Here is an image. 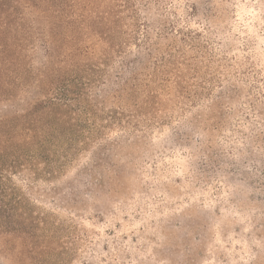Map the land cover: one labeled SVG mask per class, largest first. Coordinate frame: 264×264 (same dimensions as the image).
I'll use <instances>...</instances> for the list:
<instances>
[{
    "label": "trees",
    "instance_id": "16d2710c",
    "mask_svg": "<svg viewBox=\"0 0 264 264\" xmlns=\"http://www.w3.org/2000/svg\"><path fill=\"white\" fill-rule=\"evenodd\" d=\"M176 12L166 0H0V243L11 264H61L52 243L62 232L43 209L103 218L119 194L114 178L136 181L147 157L136 134L175 118L182 119L172 130L176 148L191 141L190 157L200 154L221 173L228 164L211 146L229 129L244 146L241 159L264 179V160L253 155L264 97L257 104L246 88L257 80L245 71L217 83L206 56L213 43L202 40L222 33L210 0H187L183 11L200 19L204 34L179 30ZM214 46L229 49L223 40ZM234 119L249 133L232 130ZM111 128L119 136L110 139ZM85 153L72 177L53 183Z\"/></svg>",
    "mask_w": 264,
    "mask_h": 264
},
{
    "label": "rangeland",
    "instance_id": "374dc122",
    "mask_svg": "<svg viewBox=\"0 0 264 264\" xmlns=\"http://www.w3.org/2000/svg\"><path fill=\"white\" fill-rule=\"evenodd\" d=\"M166 2L183 21L179 30L204 34L199 18L184 15L187 0ZM210 7L222 33L202 40L213 43L206 56L214 62L211 69L217 74V83H224V78L233 82L235 76L249 71L257 82L250 79L246 88H254L253 97L260 104L264 97V0H210ZM218 40H223L228 51L223 53L214 46ZM244 111L249 118V109ZM180 121L175 118L169 126L136 134L144 140L147 157L137 159L136 181L114 178L112 187L119 194L112 211L103 218H95L91 211L76 218L43 209L62 232L52 243L61 264H264V179L260 172L248 168L247 156L241 159L238 151L244 146L229 129L217 135L211 146L213 152L225 157V170H214L200 160V154L191 158L192 142L183 141L184 149H178L171 136ZM216 122V118L210 119L209 131ZM232 125V130L236 126L243 134L249 133L250 126L239 119ZM114 132L111 128L106 133L112 139L119 136ZM136 138L124 137L130 142ZM260 139L261 148L253 155L264 160V133ZM86 159L87 153L82 154L53 183L72 177ZM202 173L209 178H195ZM243 176L246 178L240 181ZM3 246L7 245L0 243V264H11ZM25 264L35 262L27 259Z\"/></svg>",
    "mask_w": 264,
    "mask_h": 264
}]
</instances>
